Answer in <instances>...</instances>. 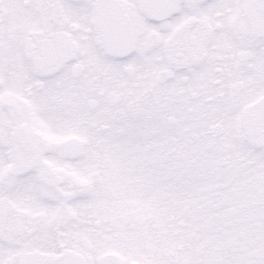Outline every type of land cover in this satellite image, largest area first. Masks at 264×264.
<instances>
[{"label":"snow or ice","instance_id":"1","mask_svg":"<svg viewBox=\"0 0 264 264\" xmlns=\"http://www.w3.org/2000/svg\"><path fill=\"white\" fill-rule=\"evenodd\" d=\"M0 264H264V0H0Z\"/></svg>","mask_w":264,"mask_h":264}]
</instances>
